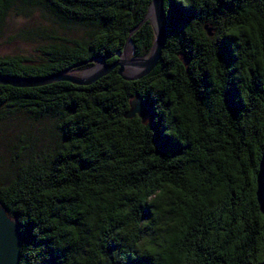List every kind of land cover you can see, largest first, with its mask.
<instances>
[{"label":"trees","instance_id":"1","mask_svg":"<svg viewBox=\"0 0 264 264\" xmlns=\"http://www.w3.org/2000/svg\"><path fill=\"white\" fill-rule=\"evenodd\" d=\"M150 3L0 0V28L16 8L86 32L44 46L40 61L2 55L0 73L81 70L99 56L112 62L128 37L135 55H146L155 41ZM164 6L162 57L138 79L114 68L90 84L0 83V106L54 117L60 133L55 148L0 182V201L21 227L19 264L262 262L264 0ZM137 96L152 103L153 118L126 116Z\"/></svg>","mask_w":264,"mask_h":264},{"label":"rangeland","instance_id":"2","mask_svg":"<svg viewBox=\"0 0 264 264\" xmlns=\"http://www.w3.org/2000/svg\"><path fill=\"white\" fill-rule=\"evenodd\" d=\"M84 36L86 32L81 27L62 25L39 11L22 13L13 8L0 28V56L24 54L40 61L44 46ZM59 142L54 117H35L29 110H11L1 105L0 182H9L22 162L51 151Z\"/></svg>","mask_w":264,"mask_h":264},{"label":"water","instance_id":"3","mask_svg":"<svg viewBox=\"0 0 264 264\" xmlns=\"http://www.w3.org/2000/svg\"><path fill=\"white\" fill-rule=\"evenodd\" d=\"M147 18L152 20L155 30V41L152 49L146 55H135V47L132 44L131 38L128 37L123 50L117 53L118 58L112 62H108L106 57L99 56L93 58V65L81 70L68 68L46 75L34 76H18L0 73V83L19 87L43 85L58 80H68L77 84H90L109 73L114 68H118L119 74L124 79H138L148 74L158 64L162 57L168 37V21L164 0H151L145 16V19ZM141 23L136 28H138ZM206 27L208 32L213 34L212 27L207 24ZM129 43L132 45L133 55L131 58H126L124 54ZM135 114H139L143 121H147L155 115L154 106L149 100L137 96L134 101L131 102V108L126 113V116L132 117ZM256 195L260 210L264 214V149L260 159L259 171L257 173ZM22 243L23 236L17 215H12L0 201V264H19ZM260 264H264V247L263 260Z\"/></svg>","mask_w":264,"mask_h":264},{"label":"bare ground","instance_id":"4","mask_svg":"<svg viewBox=\"0 0 264 264\" xmlns=\"http://www.w3.org/2000/svg\"><path fill=\"white\" fill-rule=\"evenodd\" d=\"M132 54H133L132 45H131V43H129L128 46H127V49H126V51H125L124 56H125L126 58H131V57H132Z\"/></svg>","mask_w":264,"mask_h":264}]
</instances>
